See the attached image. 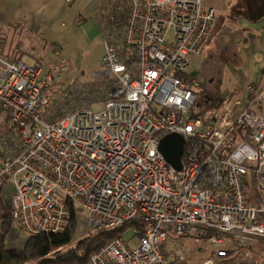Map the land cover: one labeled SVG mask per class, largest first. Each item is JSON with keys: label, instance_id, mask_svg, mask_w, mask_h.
Wrapping results in <instances>:
<instances>
[{"label": "built area", "instance_id": "2783aa9c", "mask_svg": "<svg viewBox=\"0 0 264 264\" xmlns=\"http://www.w3.org/2000/svg\"><path fill=\"white\" fill-rule=\"evenodd\" d=\"M99 1L109 5L113 25L112 34L105 27L99 59L105 69L94 75L110 80L104 98L51 121V108L66 102L69 62L60 46L49 45L58 57L49 73L0 56V110L17 135L0 155V185L14 184L15 225L28 238L63 234L70 203L88 213L93 233L122 231L87 264H192L185 243L172 258L165 252L172 230L215 246L228 237L234 247L264 243V85L249 87L240 113L233 94L218 109L191 116L201 84L188 75L190 59L211 41L216 10L203 0ZM173 133L186 140L180 172L159 151ZM228 256L217 251L219 259Z\"/></svg>", "mask_w": 264, "mask_h": 264}, {"label": "crops", "instance_id": "0c3cea01", "mask_svg": "<svg viewBox=\"0 0 264 264\" xmlns=\"http://www.w3.org/2000/svg\"><path fill=\"white\" fill-rule=\"evenodd\" d=\"M260 3H263L262 7ZM203 5L205 9L216 10L217 21L214 35L203 52L215 42V49H209V52L215 58L216 52L224 57L221 74L208 76L207 90L212 91L214 99L207 96V104H218L223 97L235 94L240 100L238 111H243L248 106L249 87L264 85V0H203ZM108 8L106 2L99 0H74L70 6L65 0H0V56L23 62L30 58L34 64L43 66L44 73H49L50 65L56 61L48 55L54 53L49 48L50 44L57 43L66 58L64 47L73 48L82 43L89 45L100 39L103 52L95 56L100 59L106 51L105 27L111 34L113 29L106 14ZM80 15L85 17V22L79 26L76 18ZM76 37L79 39L76 40ZM96 73L99 72L94 75ZM98 84H102L103 88H93ZM109 86L108 78L95 79L94 84L85 87L90 88L88 94L82 96H90L87 102L104 98ZM224 88H227L226 92ZM54 106L51 108L53 113H56L53 109H65L60 104ZM58 117L60 115L57 114ZM16 139L17 135L7 126L5 113L0 110V155L6 153ZM14 193L11 180L7 185H0V235L6 213L11 211ZM27 243L28 237L14 224L6 239L7 248L23 250ZM220 249H226L229 256L219 259L215 253L191 262L201 264L211 260L214 264H264V244L261 242L247 243L242 247H234L229 242L228 248ZM203 250L200 248L199 252Z\"/></svg>", "mask_w": 264, "mask_h": 264}, {"label": "rangeland", "instance_id": "374dc122", "mask_svg": "<svg viewBox=\"0 0 264 264\" xmlns=\"http://www.w3.org/2000/svg\"><path fill=\"white\" fill-rule=\"evenodd\" d=\"M75 39L77 40L79 39V37H76ZM100 42V39H95L93 44L90 43L89 45H87L85 43H82L79 45H75V47L73 48L64 47V54L68 57V60H70L69 63L71 64L69 66L68 71L64 74L62 80V88L64 91L63 96L64 100H66V102H64L63 104V107L65 109H53L58 115H61L62 112H64L65 114L69 113L75 110L76 107H79L80 104H84L89 100L90 96L83 97L82 94L79 93V90L80 88L85 89L86 86L94 84V73L104 71L105 69L104 66L101 65L100 60L96 59L97 57H95L100 51L103 52V49H101ZM215 44L216 43L214 42L213 45L210 46L205 52L193 56L190 59V68L188 69V74H195L194 76L197 77L201 83V90L199 91L200 93L198 96L199 98L197 105H202V107H205V98L207 96H210L212 99H214L212 91L207 90L208 76L216 77L221 74V65L224 64V57L222 55L217 54L216 52L215 58L212 52H209V49H215ZM48 55L50 59L53 60V58H55V60L57 61L58 57L54 56V53L52 54V52H50ZM24 62H28V64L32 65L34 64V61L30 58H27ZM224 89L226 92L227 88ZM56 105L59 106V104ZM70 106L71 108H69ZM240 112L241 111H238V113ZM54 118L52 119V121L54 120ZM79 214L80 215L78 217V226L76 228L75 243H78L79 241H82L85 238L90 237L94 234L88 229V224L86 222L88 220V213L86 211H80ZM128 229L129 227H126L123 230V233H125ZM133 235L134 232L130 231L128 236L131 237ZM168 238L174 240L172 242L168 241L165 243V252L170 255L175 254L177 249L185 243L190 247L189 259L192 262H197L201 257L207 258L215 253L217 254V251L220 248H228L229 242H231L229 238H225L223 244L218 246L213 245L209 240L206 239H203L199 243H197L187 237L177 238L173 234V230L172 232H170V236ZM200 248L204 249L202 253L199 252Z\"/></svg>", "mask_w": 264, "mask_h": 264}, {"label": "trees", "instance_id": "16d2710c", "mask_svg": "<svg viewBox=\"0 0 264 264\" xmlns=\"http://www.w3.org/2000/svg\"><path fill=\"white\" fill-rule=\"evenodd\" d=\"M260 4L262 7L263 3ZM191 76L195 77L194 75H190V77ZM199 91L198 96L200 93ZM207 101L208 98H205V108L202 107V105L197 106V100L196 105L193 107L194 111L191 113V116L194 115V117H198L218 109L219 102L218 104L211 105L209 103L207 104ZM247 190L248 192H253L257 198L261 197L260 191L258 189L256 190L252 185H249ZM67 206L71 209L72 214L70 227L67 232L63 234L43 233L39 236L28 238V243L23 250H11L6 246L7 236L15 224L12 208L10 207L11 211L8 210L6 213L0 235V264H87L89 256L92 252L100 249L109 240L122 233L121 230L116 229L98 232L82 241H79L78 243H75L80 209L72 207L70 203H67ZM187 238L192 239L191 237ZM173 240L174 239L167 238L166 242H172ZM167 255L171 256V258L173 257V254Z\"/></svg>", "mask_w": 264, "mask_h": 264}, {"label": "water", "instance_id": "95a60500", "mask_svg": "<svg viewBox=\"0 0 264 264\" xmlns=\"http://www.w3.org/2000/svg\"><path fill=\"white\" fill-rule=\"evenodd\" d=\"M185 144V138L175 133L164 136L160 141L159 151L177 172H180L183 167Z\"/></svg>", "mask_w": 264, "mask_h": 264}, {"label": "flooded vegetation", "instance_id": "af4514ba", "mask_svg": "<svg viewBox=\"0 0 264 264\" xmlns=\"http://www.w3.org/2000/svg\"><path fill=\"white\" fill-rule=\"evenodd\" d=\"M11 60V59H10ZM12 61H18V60H12Z\"/></svg>", "mask_w": 264, "mask_h": 264}]
</instances>
